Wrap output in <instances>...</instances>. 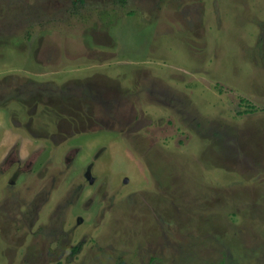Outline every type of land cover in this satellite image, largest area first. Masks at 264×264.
I'll use <instances>...</instances> for the list:
<instances>
[{"label":"rangeland","instance_id":"374dc122","mask_svg":"<svg viewBox=\"0 0 264 264\" xmlns=\"http://www.w3.org/2000/svg\"><path fill=\"white\" fill-rule=\"evenodd\" d=\"M0 264H264V0H0Z\"/></svg>","mask_w":264,"mask_h":264},{"label":"flooded vegetation","instance_id":"af4514ba","mask_svg":"<svg viewBox=\"0 0 264 264\" xmlns=\"http://www.w3.org/2000/svg\"><path fill=\"white\" fill-rule=\"evenodd\" d=\"M19 173V172H18ZM18 173H16L17 174V177L19 176V174ZM90 173H91V166L89 167V169H88V172H87V176L88 177H90ZM17 179H15V181H16Z\"/></svg>","mask_w":264,"mask_h":264},{"label":"water","instance_id":"95a60500","mask_svg":"<svg viewBox=\"0 0 264 264\" xmlns=\"http://www.w3.org/2000/svg\"><path fill=\"white\" fill-rule=\"evenodd\" d=\"M89 176V175H88Z\"/></svg>","mask_w":264,"mask_h":264}]
</instances>
